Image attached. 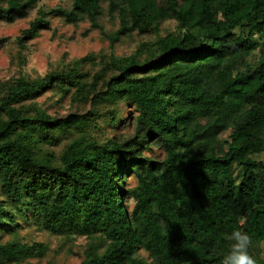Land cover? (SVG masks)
<instances>
[{
    "label": "trees",
    "instance_id": "obj_1",
    "mask_svg": "<svg viewBox=\"0 0 264 264\" xmlns=\"http://www.w3.org/2000/svg\"><path fill=\"white\" fill-rule=\"evenodd\" d=\"M38 1L0 0V20ZM102 3L110 44L155 39L90 75L85 54L0 80V264L43 256L41 242L2 240L30 223L63 244L84 238L77 264H221L237 229L264 264V0H68L38 7L18 45L49 16L100 29ZM168 19L174 30L158 35ZM62 98L66 112L50 111ZM120 105L134 109L130 131L93 137L89 125L119 121Z\"/></svg>",
    "mask_w": 264,
    "mask_h": 264
},
{
    "label": "rangeland",
    "instance_id": "obj_2",
    "mask_svg": "<svg viewBox=\"0 0 264 264\" xmlns=\"http://www.w3.org/2000/svg\"><path fill=\"white\" fill-rule=\"evenodd\" d=\"M67 4L68 0H40L25 18L14 20L11 23L0 20V80L15 77L17 74H23L26 78L40 77L49 71L65 67L73 58L85 54L95 57L92 62L81 65L82 70L90 75L94 70H99L101 62L110 52L115 55L128 54L137 48L140 41H153L156 37L153 33L123 35L118 41L110 44L107 35L116 28V19L108 17L105 10L106 5L102 3V13L97 19L101 26L100 29H90L86 19L71 24L64 22L60 17L49 16L48 29L40 30L34 38L25 39L22 45H18L16 38L20 36V30L27 27L28 21L34 17L38 7L47 10L55 5L65 6ZM174 28V20H164L159 25L158 35H163ZM256 58L257 52L254 51L249 60L254 62ZM42 99L44 107L53 100L48 94ZM68 105L67 98H62L61 105L50 108V111L66 112ZM119 108V121L111 124L97 121L89 125L90 134L98 140H104L109 136H117L130 131L134 109L124 105H120ZM148 154L160 157L161 151L158 147H152ZM131 183L132 181H129V184ZM129 206H131V201H129ZM11 239L26 243L37 241L45 245L43 256L28 258L18 264H77L81 259L80 246L84 244V238L81 237L72 238L68 244H63L61 238L32 223L23 224L21 228L2 238L3 241ZM67 246L71 248V252L66 251ZM139 253L141 256L144 255L142 251ZM259 254L264 256V245L259 246Z\"/></svg>",
    "mask_w": 264,
    "mask_h": 264
},
{
    "label": "clouds",
    "instance_id": "obj_3",
    "mask_svg": "<svg viewBox=\"0 0 264 264\" xmlns=\"http://www.w3.org/2000/svg\"><path fill=\"white\" fill-rule=\"evenodd\" d=\"M230 245L221 259V264H256L254 257L249 253L251 237L239 229L227 234Z\"/></svg>",
    "mask_w": 264,
    "mask_h": 264
}]
</instances>
